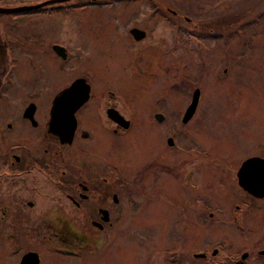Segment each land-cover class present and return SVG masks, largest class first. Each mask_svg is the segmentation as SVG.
Listing matches in <instances>:
<instances>
[{
  "label": "rangeland",
  "instance_id": "rangeland-1",
  "mask_svg": "<svg viewBox=\"0 0 264 264\" xmlns=\"http://www.w3.org/2000/svg\"><path fill=\"white\" fill-rule=\"evenodd\" d=\"M177 1L181 12L197 23V28L191 29L197 37L170 26L167 20L148 15V8L138 10L140 1H136L129 11L138 16L142 12L148 35L135 43H127L124 35L116 32L129 15L124 5L125 9L119 8L122 13H114L111 6L97 4L94 8H83L67 15L56 14L45 21L46 28L52 31L51 41H66L68 34L71 47L81 45L87 53H70L68 49V57L63 60L49 52H37L34 60L38 69H32L27 63L32 57L31 52H23L14 67H6L15 84L8 86V97L0 99V129L10 130L5 134L11 138L16 133L33 132L35 129L20 118L26 98L33 95L30 97L36 105L34 118L41 122L51 96L73 77L72 70L85 71L92 80L96 78L98 92L112 90L125 100L127 109L133 113L126 134L113 136L99 121V112L93 110L91 102H86L79 110V129L87 131L91 139L76 137V143L98 151L99 170L108 171L107 176L113 170H124L129 174L130 170L143 165L152 140L155 156L167 155L166 150L170 147L167 138L173 128L181 142L193 144L194 139L195 144L208 148L206 159L210 162L207 166L202 164L209 177L203 179L204 191L212 192L208 200L214 204L226 201L231 184L214 189L215 176L219 174L226 181H234L235 187L233 168L239 157L247 153L264 155V0ZM219 14L226 20L222 22L228 34L218 39L208 38L200 32L206 30L200 26L209 21V15L212 18ZM12 16L15 15L0 14V20ZM73 52L78 61L70 60ZM65 68H71V71L67 73ZM169 83L178 85L177 89L168 88ZM194 86L199 88L195 116L190 123L182 125L176 115L181 114ZM149 108L152 126L146 117ZM159 109L163 119L154 117L157 113L154 110ZM215 154L218 156L214 158ZM204 159L193 158L189 165L178 170V177L157 176V182L145 190L146 195H136L133 212L123 213V220L118 225L106 229L108 245L98 250V264H144L148 231L157 244L163 241L164 245L176 237L178 241L174 242V247L182 257L208 242V229L194 228L187 220L176 221L173 219L174 208L169 204L185 195L183 179L187 168H192L196 178L203 177L199 166ZM116 162L118 168H111L110 163ZM254 209L249 210L246 217H256L255 221L250 220L249 226L253 229L245 236L250 242L261 234L262 229L264 231V222ZM232 232L225 233L232 245L246 241ZM8 252L3 253L0 248V264L14 263ZM167 254L164 251V258ZM94 258L92 256L91 261L83 259V263L78 264H97ZM193 260L191 257V262L186 264H198ZM257 263L264 264V260ZM41 264L55 263L42 257ZM165 264L170 263L165 261ZM209 264L225 263L218 260V263Z\"/></svg>",
  "mask_w": 264,
  "mask_h": 264
},
{
  "label": "flooded vegetation",
  "instance_id": "flooded-vegetation-1",
  "mask_svg": "<svg viewBox=\"0 0 264 264\" xmlns=\"http://www.w3.org/2000/svg\"><path fill=\"white\" fill-rule=\"evenodd\" d=\"M45 1L48 0H0V8L22 7ZM136 1L141 2L138 4V10L144 11L148 8V15L167 20L170 26L173 25L176 29H183L185 32L189 31V35L197 37V33L191 30L197 28V23L189 15L181 12L182 10L179 9L181 5L177 0H166L169 3L165 0H64L58 3H45L34 9L0 12L4 15H15L10 19L0 20V99L7 98L8 86L15 84L10 77V70L6 72V67H14L23 52L26 54L31 52L32 57L27 63L32 69L38 67L34 60V54L37 52H49L63 60L68 57V49L70 53L71 51L87 53V49L81 45L71 47L66 33V41L63 39H58L59 42L51 41L52 31L46 28L45 21H49L56 14L67 15L83 8H94L97 4L111 6L115 10L114 13H122L120 7L125 6L129 11ZM141 11L140 16L129 11L128 18L116 31L117 34L124 35L127 43L139 42L148 35L146 23L142 22ZM222 17L221 14L212 18L209 15V21L200 26L206 30L199 31L212 39L227 35V27H224L222 22L226 20ZM131 29L141 31L142 36L135 38L130 33ZM52 45L62 47L60 52L64 55L63 58L55 53ZM75 54L76 52L71 54L70 60L78 61L74 57ZM58 68L60 69L59 66ZM65 71L69 73L71 68H65ZM72 71L73 77L61 88L68 86L74 79L81 78L88 86V96L73 113L74 129L69 142H60L55 135L46 131L51 100L61 88L51 96L41 122L34 118L35 104L30 117L23 116V109L26 104L32 102L33 97L30 96L33 95L26 98L20 118L35 129L33 132H27L25 135L16 133L11 138L5 134L10 130L0 129V248L3 253L9 251L13 264L33 262L41 264L42 257L46 261H54L55 264H78L83 259L91 261L92 256H95L94 259L98 264V250L107 248L108 245L106 229L118 225L123 220V213L133 212L135 196L146 195L145 190L157 182L159 175L178 177V170L183 165H189L193 158H205V162L199 166L203 177L196 178L192 168H187L183 179L185 195L169 204L174 208L173 219L176 221L187 220V223L194 228L208 229V242L202 243L197 249L189 250V256L182 257L174 247L178 241L176 237L171 238L164 245L163 241L157 244L148 231L144 264H165V261L170 264L176 261L179 264H186L191 262V257L198 264L218 263V260L225 264H256L257 261L264 260L263 229L251 242L245 237L246 232L253 229V226H249L250 220L255 221L256 218L254 216L246 219L249 210L255 208L259 219L264 222V194L258 196L245 189L236 175L237 167L247 156L264 157V155L247 153L239 157V162L233 168L236 188L232 185L234 181H226L219 174L215 176L214 189L219 185L231 184L230 193L228 191L226 193L229 195L227 200L219 201L217 204L208 200L212 192H205L203 187V179L208 177L205 166L210 162L206 159L208 148L205 145L195 144L194 139H192L193 144L181 142L177 138L176 129L173 128H170L168 135L171 142L168 143L170 147L166 150L167 155L161 154L156 157L152 140L143 165L130 170L129 174L124 170H113L114 172H110L107 176L108 171L98 168V151L76 143L77 138L91 139L87 131L79 129L81 118L79 110L86 102H91L93 110L97 114L99 112V121L113 136L126 134L133 113L127 109L125 100L114 94L112 90L98 92L96 78L92 80L85 71L84 73ZM5 73L8 74L7 77ZM176 87L178 85L169 83L168 88L176 90ZM189 100L184 104L181 114ZM196 103L186 120H181V114L176 115L177 119L180 118L182 121V125L190 123L194 118ZM154 111L159 112L160 109ZM146 117L152 126L151 108L146 113ZM163 118L164 115L160 119ZM124 120L128 121L125 128L122 127ZM216 156L218 155L215 154L214 158ZM110 164L111 168H118L117 162ZM41 184H45V187ZM231 230L246 241L232 245L225 234L233 233ZM164 251H167L168 257L164 258ZM174 251H176L175 256H173Z\"/></svg>",
  "mask_w": 264,
  "mask_h": 264
},
{
  "label": "water",
  "instance_id": "water-1",
  "mask_svg": "<svg viewBox=\"0 0 264 264\" xmlns=\"http://www.w3.org/2000/svg\"><path fill=\"white\" fill-rule=\"evenodd\" d=\"M64 0H48L42 3H36L33 5H23L22 7L14 8H0V12H14L18 10L34 9L45 3H57ZM130 33L135 38L142 36V32L136 29H131ZM60 48V49H59ZM52 49L60 57H64L61 54V47L52 45ZM198 87H195L191 92V99L186 105L185 110L182 113L181 118L186 120L191 112L194 110V105L198 99ZM88 86L81 78L74 79L68 86L60 89L52 98L51 105L48 111V118L46 121V131L55 135L60 142H69L73 129H74V111L87 99ZM34 109L32 102L28 103L23 109V116L30 117ZM162 113H155L154 117L159 119ZM127 120H124L123 128L127 127ZM168 143L171 142L167 138ZM237 180L247 190H250L254 194L260 196L264 194V157L251 155L247 156L240 165L237 167ZM22 261V260H21ZM33 262L32 264H34Z\"/></svg>",
  "mask_w": 264,
  "mask_h": 264
}]
</instances>
